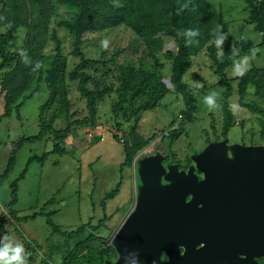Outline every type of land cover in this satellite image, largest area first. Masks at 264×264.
<instances>
[{"label": "rangeland", "instance_id": "374dc122", "mask_svg": "<svg viewBox=\"0 0 264 264\" xmlns=\"http://www.w3.org/2000/svg\"><path fill=\"white\" fill-rule=\"evenodd\" d=\"M210 2L222 13L230 36L235 41L240 39L249 41L252 49L249 57L239 59L225 70L230 86L227 99L224 98L226 87L218 85L219 79L211 72L205 50L191 58V66L184 75V82L190 85L196 95L197 112L194 121L186 123L181 134L171 141L169 135L178 127L181 121L180 111L183 109L180 95L174 93L170 83L167 82L171 78V61L164 58V55L175 53L173 42H169L159 55V62L162 64V82L166 85L168 93L155 109L141 112L138 120L134 121L135 109L145 102V99H140L132 109L126 106L118 122H115L110 109L117 101V93L112 92L97 106L93 127L74 128V121L86 117L87 111L85 101L76 90V84L66 82L68 120L61 116L52 124L53 131L64 130L67 122L72 127L58 144L62 153H52L56 143L52 135H46L41 141L25 142L15 151L13 168L3 178L9 156L17 143L22 138L34 137L38 134L40 129L38 115L48 98V91L44 82L36 85L37 73L33 72L26 87L17 92L20 76L14 83L17 77L15 71L17 68L26 67L24 61L9 64L0 72L1 218H9L7 204L11 201V184L22 174L30 158H38L27 166L24 177L17 182L18 201L13 208L16 220L2 223L0 239L7 235L13 243L22 244L24 249L26 245L30 246V250L37 249L43 255L49 251V247L60 246L64 240L62 236L50 235L51 229L45 223V218L48 216L61 231L69 232L87 224L90 228L87 231L106 249L109 247L111 237L134 203L137 160L152 155L156 145L163 147L169 145L167 158L184 164L192 153L201 151L207 143L225 138L221 134L224 125L222 109L224 104L227 105V111L232 116L233 125L226 139L230 143L243 145L263 144L260 133L264 126V45H261V37L253 30V25L246 23L248 9L242 0H210ZM54 12L56 14H51L48 34L53 31L58 37L61 42L60 54L66 61V71L71 72L79 63V58L71 55L72 38L66 31L56 27L63 11L60 9ZM0 31L5 30L1 28ZM24 32V29H20L13 35L8 52L22 51L25 42ZM50 37L51 35L45 36L43 39L45 46L40 51L43 67L48 65L56 54L55 42ZM103 41H107V45L110 46L104 49L102 60L109 59L116 51L119 54L115 57L114 63L108 67L112 71L110 74L98 70L93 75L97 79L103 77L104 84L111 86L113 91L119 86L116 80L119 65L136 67L141 65L143 70H153L154 62L144 55L141 41L123 27L111 34L103 35L99 40L89 37L82 46L84 56L89 59H101L103 49L100 45ZM247 71H251L250 84L241 97L238 94V83ZM240 72L243 74L241 75ZM11 73L14 79L9 81L11 86L6 88L1 81ZM257 84L262 88L256 91ZM90 87L95 90L92 85ZM8 90H12L15 95L12 103H6L4 100ZM213 94L217 106L209 108L204 98ZM247 106L259 109L263 114L253 113ZM57 107L58 105L55 104L48 109L46 123ZM6 111L7 117H5ZM133 139L137 142V147L134 146ZM127 151L130 154V162L125 166ZM117 188L114 197L106 199V196ZM64 254L63 251L57 255L53 254L52 264H60ZM24 256L27 264H41L39 257L38 259L32 257L33 261L28 260L33 256L32 253L29 255L24 252Z\"/></svg>", "mask_w": 264, "mask_h": 264}, {"label": "trees", "instance_id": "16d2710c", "mask_svg": "<svg viewBox=\"0 0 264 264\" xmlns=\"http://www.w3.org/2000/svg\"><path fill=\"white\" fill-rule=\"evenodd\" d=\"M242 1L248 9L246 23L253 25V30L261 37V45H264V0ZM60 9L63 11V14L60 15L63 18L60 17L56 27L66 31L72 38L71 55L79 58V63L71 72L66 71V61L61 57V42L58 37L53 31L48 34L51 14H56L54 10ZM122 27L141 41L144 55L151 58L154 65L153 70H143L141 65L139 67L119 65L117 72L115 71L119 86L113 91L111 86L104 84L103 77L97 79L93 73L103 70L110 74L112 71L108 67L114 63L119 52L116 51L109 59L102 60L104 49L110 45L106 47L100 45L103 49L101 59L95 60L84 56L82 46L89 37L99 40L103 35L111 34ZM1 28L5 31H0V72L16 61H24L25 58L28 61L25 68L16 69V79L12 78L13 72L4 77L1 81L2 84L9 88L11 86L9 81L14 79V83H16L20 76L17 83V92H19L26 87L31 74L36 72V85L44 82L48 91V98L38 115L40 126L38 134L34 137L22 138L17 143L13 153L9 156L3 178L13 168L15 151L25 142L41 141L46 135H52L56 142L52 153H62L58 144L71 131L72 127L67 122L64 130L53 131L52 124L55 119L61 116L68 120L66 82L76 84V90L85 101L87 111L86 117L74 121V128L93 127L97 116V106L103 102L105 96L112 92L117 93V101L110 109L115 122H118L126 106L132 109L138 100L145 99V102L140 104L133 113L134 121H137L141 112L155 109L168 93L166 85L162 82V64L159 62V55L169 42H173L175 53L164 55V58L171 61L170 85L174 93L180 95L183 109L180 111L181 121L178 127L169 135L171 141L181 134L186 123L194 121V115L197 112L196 95L190 85L184 82V75L191 66V58L205 50L211 72L219 79L218 85L226 87L224 98L227 99L230 86L225 76V70L233 66L239 59L249 57L252 49V44L249 41L243 39L235 41L230 36L222 13L214 8L210 0H0ZM20 29L25 30L22 51L8 52L7 49L11 46L13 35ZM192 32L195 35H191ZM221 34L224 37L223 43L218 45L217 37ZM46 35H51L50 38L55 42L56 54L48 65L43 67L40 51L45 46L43 39ZM37 62L40 64L39 67ZM90 70L93 72L91 73ZM250 74L251 71L245 72L239 80L238 94L241 97L250 84ZM261 88L262 86L256 85V91ZM4 98L6 103H12L15 95L12 90H8ZM55 104L58 107L53 110L51 119L46 123L47 111ZM226 106V104L222 106L224 125L221 134L223 137L227 136L233 126L232 116ZM247 108L258 115L263 114L259 109H254L251 106H247ZM7 116L6 111L5 117ZM260 139L264 144V126L260 133ZM133 144L137 147L135 139H133ZM34 160H38V158H30L22 174L11 184V201L7 204L9 218L0 217V232L2 223L16 220L13 208L18 201L17 182L24 177L27 166ZM129 162L130 154L127 151L124 165L128 166ZM117 191L118 188L109 193L106 199L113 198ZM45 223L51 229L50 235L62 236L63 243L60 246L49 247V251L43 255L37 249L30 250V246L26 245L24 252L29 255L33 254L28 259L29 261H33L32 257H39L41 264H52L53 254L57 255L61 251L65 254L60 264H103L104 260L112 261L116 257L110 247L104 249L97 238L87 231L90 229L87 224L66 232L57 228L48 216L45 218ZM39 249L41 250L40 247ZM134 264H138V260Z\"/></svg>", "mask_w": 264, "mask_h": 264}, {"label": "water", "instance_id": "95a60500", "mask_svg": "<svg viewBox=\"0 0 264 264\" xmlns=\"http://www.w3.org/2000/svg\"><path fill=\"white\" fill-rule=\"evenodd\" d=\"M189 160L193 166L186 173L178 172L171 163L164 167L159 154L137 160L134 203L109 241L116 259L104 260L103 264H134L137 258L142 264H207L203 262L208 255L206 247H178L174 236L179 241L188 234L194 240L202 239L198 234L207 230L208 220L236 230L239 240L238 245L214 247L216 264L226 262L228 250L234 248L241 250L242 260L248 255L252 261L254 257L264 260V144L212 141L192 153ZM195 168L203 180L193 175ZM175 173L178 178H189L194 193L182 192L179 182L174 187ZM190 194L191 200L185 203ZM185 208L194 209V224L200 216L198 229H174V218L180 226ZM221 233L217 229L213 234L219 239ZM162 255L167 257L166 262L161 261Z\"/></svg>", "mask_w": 264, "mask_h": 264}, {"label": "flooded vegetation", "instance_id": "af4514ba", "mask_svg": "<svg viewBox=\"0 0 264 264\" xmlns=\"http://www.w3.org/2000/svg\"><path fill=\"white\" fill-rule=\"evenodd\" d=\"M224 139H226V137L221 139V140H224ZM216 141H220V139L216 140ZM152 154H159L162 157V164L164 167L169 163H171L172 165H175L177 167L178 172L183 171L186 173V172H188L189 168L193 166L192 162L189 160V158L187 159V161H185L184 164H180L174 160H169L167 158V156L169 154V145H166L165 147H163L161 145H156L153 149ZM193 175H195L197 177L198 181L203 180V176L197 172L196 168L193 171ZM177 182H179L178 187L182 190V192L190 191V192L194 193V191H195L194 185L189 182V178H185V177L178 178L177 174L175 173L174 174V187L176 186ZM190 200H191V194L186 197L185 203H188ZM197 207L200 208V206H197ZM196 218H197V223L194 224V220H195L194 209H186L185 208V209H183L182 218L180 219V221H181L180 226L177 224V222H175V221H177V219L174 218V226H176V227H174V229L175 228H181V229L187 230L189 232L194 231L201 226L200 216H197ZM206 228H207V230L204 233L198 234V236L202 237V239L194 240L188 234L184 239L180 238V241H179L176 239V237H175L176 235H175L174 236V244H177L176 246H178V247L183 244L184 246H186V248H189V247L194 245L196 247V250L206 247L205 253H208V255H206V257L203 258V262H207V264H213V263L216 264V262H215L216 259L214 258L213 255H215V253L217 251H216V249H214V247L238 245L239 240L237 239L236 230L232 229L231 227L220 226V225L215 224L213 221L208 220L207 224H206ZM217 229L222 230L221 237L219 239L215 238V236L213 234L214 231ZM210 247H212V250H210ZM228 252H229V254L225 258L226 262H224L223 264H226V263L227 264H264V260L262 258L254 257L253 261H252L251 255H248L245 260H242L243 256L241 255L240 249L237 250L236 248H234V249L228 250ZM182 253H183V250L181 249L180 255ZM115 259H116V257H115ZM115 259L112 260V262L115 261ZM160 259L162 262L167 261V257L164 255H162L160 257Z\"/></svg>", "mask_w": 264, "mask_h": 264}, {"label": "clouds", "instance_id": "9594fccd", "mask_svg": "<svg viewBox=\"0 0 264 264\" xmlns=\"http://www.w3.org/2000/svg\"><path fill=\"white\" fill-rule=\"evenodd\" d=\"M191 35H195L194 32L190 33ZM223 35H219L217 37V44L223 43ZM103 46H107V41L102 42ZM24 62L27 63V58L24 59ZM37 66L40 64L37 62ZM242 75L243 73L240 72ZM205 103L209 106V108H214L217 105L215 104L214 94L209 95L204 98ZM138 264H142V261L137 258ZM0 264H27L26 258L24 256V248L20 243H13L12 240L5 235L2 239H0Z\"/></svg>", "mask_w": 264, "mask_h": 264}]
</instances>
